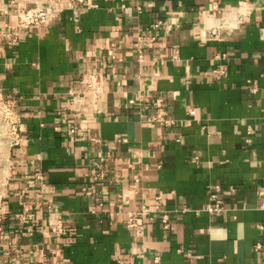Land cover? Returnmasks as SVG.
Instances as JSON below:
<instances>
[{"label":"crops","instance_id":"1","mask_svg":"<svg viewBox=\"0 0 264 264\" xmlns=\"http://www.w3.org/2000/svg\"><path fill=\"white\" fill-rule=\"evenodd\" d=\"M33 1L0 0V93L20 135L0 264H264V0H75L2 34ZM138 34L155 37L142 59ZM87 73L103 92L71 96ZM156 97L169 124L150 120ZM142 209L136 232L127 214Z\"/></svg>","mask_w":264,"mask_h":264},{"label":"built area","instance_id":"2","mask_svg":"<svg viewBox=\"0 0 264 264\" xmlns=\"http://www.w3.org/2000/svg\"><path fill=\"white\" fill-rule=\"evenodd\" d=\"M75 0H35L33 2H29L30 4H19L15 10V25L5 26L1 29V33L10 37L15 38L17 37L19 30L23 28H35L40 29L48 24L50 19L57 13L61 12L64 9H74ZM67 6V7H64ZM154 31H158L159 29L167 27V21L165 19H158L149 26ZM226 29L227 26L224 23H216L210 26L207 31L206 35L211 40H217L220 37L221 30ZM9 29V30H8ZM155 41V37L153 35L150 36H143L138 34L135 40V47L137 50L138 58L142 59L143 57V49L149 48L152 46L153 42ZM264 61V58H263ZM216 74H220L221 71L219 69L214 70ZM101 92H103V78L98 73H87L83 76L82 84L79 88L75 91L69 90L71 96H76L75 94L79 95H87L91 98H96ZM263 94H264V87H263ZM74 98V97H73ZM141 101H145L146 98H140ZM162 98L156 97L154 99V103L156 106V110L154 114L151 115L150 120L158 122L160 124H169L170 120L167 117V112L162 106ZM5 104L8 107L10 113V128H11V143L10 147L17 145L20 141V135L18 132V121L19 116L13 104L9 103L5 100ZM189 114H193V110H188ZM264 119V116H263ZM73 129L70 128L69 132H72ZM98 175H102L101 172L97 173ZM37 179L39 181L38 189L43 187V177L41 174L37 173ZM40 192V191H39ZM37 192V193H39ZM215 195L211 194L210 198H214ZM264 207V204L262 205ZM222 206L220 203H213V204H206L204 210L209 213H217L222 210ZM24 210H29L26 206ZM155 211L161 213V222L164 227L168 226V216L166 212H162L159 210L158 204L155 205ZM148 214L147 210H139V211H132L127 214L126 218V226L128 228H132L136 232H140L143 226V218ZM59 217L54 216L52 219V223L50 227L54 226V228L59 229ZM261 228V226H259ZM260 248V244L256 243L254 245V249L257 250Z\"/></svg>","mask_w":264,"mask_h":264},{"label":"rangeland","instance_id":"3","mask_svg":"<svg viewBox=\"0 0 264 264\" xmlns=\"http://www.w3.org/2000/svg\"><path fill=\"white\" fill-rule=\"evenodd\" d=\"M10 113L0 93V199L7 180L10 162Z\"/></svg>","mask_w":264,"mask_h":264}]
</instances>
